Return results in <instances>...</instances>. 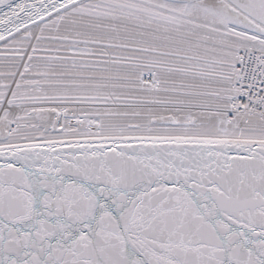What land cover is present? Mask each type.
I'll list each match as a JSON object with an SVG mask.
<instances>
[{
  "label": "snow or ice",
  "instance_id": "snow-or-ice-1",
  "mask_svg": "<svg viewBox=\"0 0 264 264\" xmlns=\"http://www.w3.org/2000/svg\"><path fill=\"white\" fill-rule=\"evenodd\" d=\"M0 264H264V0H0Z\"/></svg>",
  "mask_w": 264,
  "mask_h": 264
}]
</instances>
